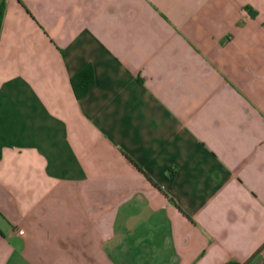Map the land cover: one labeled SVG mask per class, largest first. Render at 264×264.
<instances>
[{
	"label": "crops",
	"instance_id": "obj_1",
	"mask_svg": "<svg viewBox=\"0 0 264 264\" xmlns=\"http://www.w3.org/2000/svg\"><path fill=\"white\" fill-rule=\"evenodd\" d=\"M0 7V264H264V0Z\"/></svg>",
	"mask_w": 264,
	"mask_h": 264
},
{
	"label": "trees",
	"instance_id": "obj_2",
	"mask_svg": "<svg viewBox=\"0 0 264 264\" xmlns=\"http://www.w3.org/2000/svg\"><path fill=\"white\" fill-rule=\"evenodd\" d=\"M0 16H1V7H0ZM92 73H93V69L90 66V64L87 63L78 72H76L74 75L71 76L70 84L72 86L73 95L76 99L81 98L89 89L93 87L94 79ZM169 200L172 201L171 199ZM224 264H240V263L235 262L233 260H229ZM243 264H246V262Z\"/></svg>",
	"mask_w": 264,
	"mask_h": 264
}]
</instances>
